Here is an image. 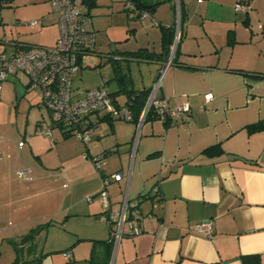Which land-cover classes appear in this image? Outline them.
<instances>
[{"label":"crops","instance_id":"crops-1","mask_svg":"<svg viewBox=\"0 0 264 264\" xmlns=\"http://www.w3.org/2000/svg\"><path fill=\"white\" fill-rule=\"evenodd\" d=\"M126 1L110 0L104 13L95 16L89 8L82 9L96 33L92 54L111 62L115 81L123 76L118 79L120 87L108 91L105 86L109 81L103 75L93 79L92 87L81 88L74 82L73 86L78 90L102 87L122 104L131 91L149 90L159 70L170 61L158 97L164 98L170 108L187 102L190 111L184 120L145 119L138 132L136 120L126 122L92 114V136L81 151L92 157L102 156L103 164L97 169L93 162L83 159L84 165L76 170L75 177L76 173L65 171L82 198L93 195L83 206L70 203L67 218L81 219L90 232L88 239L113 236L110 229L114 230V224L110 227L103 219L104 208L97 192L102 178L119 172L121 179L111 178L106 186L109 209L118 211L126 199L129 216L137 218L142 231L123 235L112 264H242V257L249 255H257L258 264H264V131L248 133L245 129L264 119V51L260 46L252 48L251 1L196 0L198 9L190 12L186 0H161L150 12L157 25L126 8ZM236 4L248 8L237 9ZM171 7L181 13L183 22L177 30L173 25L176 12L172 13ZM194 14L201 19L199 31L190 27L189 17ZM241 25L251 32L250 37H241ZM257 27L264 29L260 23ZM171 29L182 41L176 54L170 46L171 53L149 57L163 51L162 35ZM198 33L202 41L212 44L208 51H191L187 37L198 45ZM57 37L58 33L55 41ZM131 40L133 47L129 46ZM1 42L5 47L0 53L6 55L33 45L24 40ZM132 66H137L138 76L132 75ZM82 68L83 63L78 71ZM12 76L16 81L6 80ZM124 76L130 89L120 82ZM8 77L0 84V232L10 224L34 221L27 218L33 207L30 202L22 204L21 198H25L21 189L31 197L30 192L40 183L43 193L52 192L50 164L44 157L46 164L42 162L51 143L48 136L37 133L40 125H49L41 112L44 107L38 95L29 93L25 74L16 72ZM120 93L125 94L123 102L118 100ZM18 94L22 95L19 100ZM35 104L38 108L33 107ZM20 141L23 144L18 146ZM215 144L222 147V155L203 152ZM18 168L25 171L23 176L32 173L33 179L18 176ZM155 187L157 193L153 192ZM202 221L213 224L211 236L194 229ZM91 248L92 243L86 255H80L75 244L68 257L63 256L64 251L61 255L65 261L84 256L88 262ZM43 258V264H55L53 258Z\"/></svg>","mask_w":264,"mask_h":264},{"label":"rangeland","instance_id":"rangeland-1","mask_svg":"<svg viewBox=\"0 0 264 264\" xmlns=\"http://www.w3.org/2000/svg\"><path fill=\"white\" fill-rule=\"evenodd\" d=\"M250 1L252 8H249L248 12L251 15L250 25L251 27L254 25L252 27V35H255L252 42V48L260 46L262 51H264V40L261 41L260 39L264 36V29L257 27L258 23L264 25V0H255V2H252L253 0ZM196 2V0H186V3L189 5L190 12H196L198 9V4ZM110 3V0H95L94 4L89 5V7L86 6V3H82L83 5H81V9L86 11L89 8L90 14L92 15L93 13V16H95V13L103 14L104 10ZM171 11L172 13L176 12L174 19L175 22L173 25L177 30L180 26V22H183L181 19V13L179 12L178 15L176 7H171ZM58 15V11L52 9L50 0H10V2L0 3V16L2 18L0 23V40H15L16 42L24 40L28 42V44L48 47L53 46L55 43V34L58 33L59 35L58 21L56 23ZM244 15L245 14L243 13L242 19H244ZM31 20L37 21L36 25L33 27L28 24ZM189 22L191 23L190 27L192 30H201V19L197 14L189 17ZM239 29L241 37H245L246 35L250 37L251 32L249 33V30L246 31L243 25H241ZM130 37L132 40L134 39L133 35ZM179 37L180 34L178 38L174 35L171 45L173 46L171 48L172 53L177 47L179 49V44L182 43V41L180 43L181 38ZM132 40L131 43H129L130 47H133L134 45ZM187 40L191 43V51L193 52L198 53L200 50L208 51L210 47H213L212 44L202 41L199 33L196 38L198 45L190 37H187ZM4 47V42H1L0 51L3 50ZM217 47L218 49L222 48V46L219 45H217ZM223 50L228 52V49ZM122 66V68H124L123 64ZM136 67L132 66L133 76H138L140 74V72H138V68ZM142 73H145V71ZM102 75L109 81V83L105 86L108 91L112 92L120 87L118 79L123 76H118L116 78L117 82L113 79V68L111 62L106 61L104 57L89 54L85 56L83 60V68L76 72L73 82L75 86H79L81 88L88 86L92 87V82L94 81L93 79L98 77L101 79ZM126 79L127 78L124 76V80H120V82L124 87L130 89V84L126 81ZM6 80L16 81V78L12 76L8 77ZM3 82L4 81H2V83ZM30 90V94H36L35 96L38 95L34 89ZM123 93L118 95V100L120 102L124 101L125 94ZM20 97H22V95L18 94L17 99L19 100ZM16 102L17 100L14 101V103ZM14 106L15 105L12 103L10 107V113H12L10 115H12V118L15 115ZM34 106L35 108H38L36 104L33 105V107ZM41 112H43L45 120L52 128L51 136L47 137L51 143V147L48 148L46 153L42 156V162L50 164L49 171L52 172V177L50 178L49 184L52 186V192L51 194H48V192L43 193L40 183H36V186L34 187L35 190L30 192L31 197L29 194L27 196L24 189H21V195L25 198H21L22 204L30 202L33 207L28 214L26 212L27 218H34V221L19 225L10 224V227L0 232V264H43V257L45 256L53 258L55 260V264H88V262L84 259V256H78L76 258H72L71 261H65L61 254L63 251L70 253L69 250L72 246L78 244L80 255H86L84 253H86L87 249L91 247L92 240L86 238L87 235H90V232H88L83 223H80L81 219L77 218V216L67 218L68 214L66 212V207L70 203L76 202L75 206L80 207L88 202L82 198L83 196L80 195L79 188H77L76 184L70 180L71 178L66 176L65 171L67 170L66 173L70 174L76 173L74 175L75 177L78 174L76 170H81L85 159L92 163V156L82 153L81 149L85 147V143L75 135L65 137L61 133L62 130L59 126L53 124L50 118V112L45 107L41 110ZM92 132L93 131L91 129L90 137L92 136ZM37 133L39 134L38 131ZM14 143H17V139L14 140ZM43 157L45 162L43 161ZM23 160L27 161V159ZM34 160L36 163L40 162L37 158H34ZM17 170L22 169L18 168ZM56 174L60 177L56 176ZM29 175L31 177H28ZM28 176L25 175L23 178L33 179L32 173L28 174ZM62 183H64V186H62ZM67 192L69 195L65 197ZM65 219H68V221ZM115 229L116 224H114V230ZM122 237L123 235L117 243V249L120 246ZM27 252L30 253L29 256ZM34 255L36 256L34 257Z\"/></svg>","mask_w":264,"mask_h":264},{"label":"built area","instance_id":"built-area-1","mask_svg":"<svg viewBox=\"0 0 264 264\" xmlns=\"http://www.w3.org/2000/svg\"><path fill=\"white\" fill-rule=\"evenodd\" d=\"M83 0H50L53 10L58 11L59 35L53 46L29 45L21 51H15L10 55L0 53V84L10 74L23 73L29 80V87L40 96V103L51 115V121L59 123L71 135H75L85 144L90 140L93 129L92 114L107 115L112 119H121L126 122L134 121L129 103H116L112 95L102 87H94L78 90L73 86L76 72L80 68L85 56L92 54L95 45V30L89 17L82 11ZM126 8L134 10V5L127 0ZM237 9H246L247 5L236 4ZM141 18H150L154 24H158L148 11L140 13ZM1 21V16H0ZM36 20L28 24L33 26ZM168 61L160 70L151 84L144 106L137 118V132L140 124L150 114L152 118L184 120L188 118L190 106L187 102L170 108L164 98L158 97V90L162 85L163 74L169 65ZM133 98L131 95L129 101ZM128 101V102H129ZM49 125H40L37 131L46 136H51ZM23 144L20 141L17 145ZM92 162L97 169L103 164L102 156H93ZM24 170H16L18 176H22ZM121 173L117 172L102 178L101 188L97 197L101 201L104 213L103 219L111 227L114 244L117 245L122 235H138L142 228L137 218L130 217L126 199L118 211L109 209V195L106 189L110 179L120 180ZM154 193L158 188L153 189ZM93 195H87L85 200L90 202ZM213 224L210 221L198 222L194 225L197 232L211 236ZM63 256L68 257L69 252L64 251Z\"/></svg>","mask_w":264,"mask_h":264},{"label":"trees","instance_id":"trees-1","mask_svg":"<svg viewBox=\"0 0 264 264\" xmlns=\"http://www.w3.org/2000/svg\"><path fill=\"white\" fill-rule=\"evenodd\" d=\"M88 1L90 5L94 4V0H84V2L86 3H88ZM129 1L134 5V10L137 11L138 15H140L142 11H148L150 13L161 2V0H129ZM3 2H10V0H0V3H3ZM171 28H173V26H171ZM168 30L170 29H165V32ZM162 38L164 41L163 51L161 53H154V52L150 53L148 55L149 57H159L162 53L166 54L170 52V46L174 38V30L171 29V31H169V34L167 33L166 35L164 33L162 35ZM176 52H177V48L175 49L174 53L176 54ZM133 53L135 54L138 52L135 51ZM148 91L149 90L147 91L133 90L129 94L127 103H129L130 105V109L133 113L134 120H137L144 106ZM131 95H133V98H131V100L129 101ZM103 117L109 118L107 115H103ZM149 118H152V116L150 114H147L146 119H149ZM165 120H169V119H165ZM54 124L59 126V128L62 130L61 133L65 137L71 135L69 131L66 130L65 127H63L61 124L59 123H54ZM245 129L248 133L264 131V119H260L256 122L246 125ZM203 152L211 156H217V155L223 154V149L219 144H215L213 146L206 148ZM110 230L111 232L113 231V229H110ZM113 248H114V235L113 236L110 235L108 238L102 239V240H92L91 253L88 258L89 264H110ZM241 262L242 264H258L257 255L243 256Z\"/></svg>","mask_w":264,"mask_h":264},{"label":"water","instance_id":"water-1","mask_svg":"<svg viewBox=\"0 0 264 264\" xmlns=\"http://www.w3.org/2000/svg\"><path fill=\"white\" fill-rule=\"evenodd\" d=\"M115 249H116V245L114 246V251H115ZM113 257H114V252H113V255H112V259L110 261V264H112Z\"/></svg>","mask_w":264,"mask_h":264}]
</instances>
